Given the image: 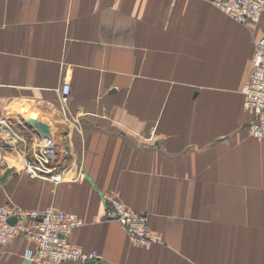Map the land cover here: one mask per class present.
Masks as SVG:
<instances>
[{
	"label": "crops",
	"instance_id": "obj_1",
	"mask_svg": "<svg viewBox=\"0 0 264 264\" xmlns=\"http://www.w3.org/2000/svg\"><path fill=\"white\" fill-rule=\"evenodd\" d=\"M262 36L264 10L246 25L208 0H0V205L77 214L91 264H264V140L241 93ZM38 125L59 181L24 169ZM106 193L162 241L131 242ZM32 247L0 245V264Z\"/></svg>",
	"mask_w": 264,
	"mask_h": 264
},
{
	"label": "built area",
	"instance_id": "obj_2",
	"mask_svg": "<svg viewBox=\"0 0 264 264\" xmlns=\"http://www.w3.org/2000/svg\"><path fill=\"white\" fill-rule=\"evenodd\" d=\"M208 1L237 22L246 25H257L264 10V0ZM69 90V83H62L60 100L63 106L66 105ZM241 93L244 108L255 114L248 131L256 139L264 140V36L255 44L252 71ZM55 155L56 148L52 139L44 137L33 159L24 169L33 177L59 181L60 173L50 169ZM103 197L106 203L105 217L118 221L131 242L150 246L162 241V236L150 229L146 214L131 209L113 194L106 193ZM12 218L14 221L10 222ZM83 223L82 218L76 214L52 206L37 210L23 209L14 204L0 205V245L24 236L33 243L32 248H26L23 252L29 264H84L96 260L99 255L70 241L72 231Z\"/></svg>",
	"mask_w": 264,
	"mask_h": 264
},
{
	"label": "water",
	"instance_id": "obj_3",
	"mask_svg": "<svg viewBox=\"0 0 264 264\" xmlns=\"http://www.w3.org/2000/svg\"><path fill=\"white\" fill-rule=\"evenodd\" d=\"M37 128L40 131V133L42 134V136L46 137L49 135V129H48L47 125H38ZM13 221H14L13 218L10 219V222H13ZM91 263H93V261H87L84 264H91Z\"/></svg>",
	"mask_w": 264,
	"mask_h": 264
},
{
	"label": "rangeland",
	"instance_id": "obj_4",
	"mask_svg": "<svg viewBox=\"0 0 264 264\" xmlns=\"http://www.w3.org/2000/svg\"><path fill=\"white\" fill-rule=\"evenodd\" d=\"M8 129H3V131L2 130H0V137L2 136V137H4L5 139L7 138V137H9L10 138V136H9V134L7 133L8 131H7ZM8 136H7V135ZM21 137V136H20ZM21 139H22V141H24V143H25V141L26 142H28L27 141V139H25L24 137H21ZM7 140V139H6ZM29 143V142H28ZM38 145V144H37ZM37 148H38V146H36ZM37 148H35V150L37 149ZM103 196H104V194H103ZM104 198V197H103ZM53 207V206H52ZM55 208H57V207H55ZM58 209H60V208H58ZM63 210V209H62ZM67 211V210H66ZM105 211H106V209H105ZM70 212V211H69ZM73 213V212H72ZM75 214V213H74ZM77 215V214H76ZM78 216V215H77ZM104 216H105V213H104ZM106 218V217H105ZM107 219V218H106ZM108 220H111V219H108Z\"/></svg>",
	"mask_w": 264,
	"mask_h": 264
}]
</instances>
